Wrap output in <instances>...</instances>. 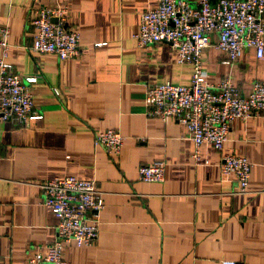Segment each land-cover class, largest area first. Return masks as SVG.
Segmentation results:
<instances>
[{
    "label": "crops",
    "instance_id": "obj_1",
    "mask_svg": "<svg viewBox=\"0 0 264 264\" xmlns=\"http://www.w3.org/2000/svg\"><path fill=\"white\" fill-rule=\"evenodd\" d=\"M156 2L0 0L7 62L21 78L38 76L32 100L42 114L27 124L0 121V264L45 254L57 219L41 205L37 184L67 175L94 180L104 202L95 243L64 245L70 264H264V116L232 120L221 151L202 145L193 165L187 129L145 115V84L186 85L192 71L167 43L138 47L132 39L139 13ZM43 6L66 9V25L80 35L77 57L30 50L31 21ZM261 20L264 43V11ZM208 38L200 62L209 83L228 76L246 95L264 80V57L244 48L223 63L216 34ZM109 128L124 137L116 156L93 145L94 133ZM220 154L251 163L244 193L220 174ZM155 160L164 162L163 180L140 181L137 166Z\"/></svg>",
    "mask_w": 264,
    "mask_h": 264
},
{
    "label": "built area",
    "instance_id": "obj_2",
    "mask_svg": "<svg viewBox=\"0 0 264 264\" xmlns=\"http://www.w3.org/2000/svg\"><path fill=\"white\" fill-rule=\"evenodd\" d=\"M157 0L155 7L139 13L132 39L138 47L164 42L175 51L176 63L191 66L188 84L168 81L144 85L145 115L175 120L188 131L192 143L190 158L193 165L201 163V147L209 145L220 152L232 120L244 121L251 116H264V80L252 83L246 95L238 92L228 76L216 83L206 80L200 56L216 34L212 44L224 55L223 63L239 59L242 49L250 48L256 59L264 57V0ZM64 7H40L31 21L33 27L30 50L54 54L59 60L79 55V31L66 25ZM55 18L56 22L52 21ZM9 28L0 26V121L27 124L42 118L33 104L32 90L37 75L21 78L11 63ZM55 90V89H54ZM56 92V91H55ZM124 137L116 129L98 130L93 145L102 147L109 156L119 154ZM251 163L241 155L220 154L219 172L231 175L238 193H244ZM140 181L161 182L164 162L155 160L136 168ZM40 203L57 219L55 235L43 255H34L27 264H70L63 256L65 244L91 246L99 234L100 213L104 208L101 191L94 180L73 175L53 177L37 184ZM219 264H234L220 261Z\"/></svg>",
    "mask_w": 264,
    "mask_h": 264
},
{
    "label": "water",
    "instance_id": "obj_3",
    "mask_svg": "<svg viewBox=\"0 0 264 264\" xmlns=\"http://www.w3.org/2000/svg\"><path fill=\"white\" fill-rule=\"evenodd\" d=\"M52 21L56 22V19H55V18H53V19H52Z\"/></svg>",
    "mask_w": 264,
    "mask_h": 264
}]
</instances>
